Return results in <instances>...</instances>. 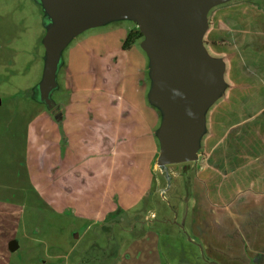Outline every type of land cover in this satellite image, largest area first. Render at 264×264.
Masks as SVG:
<instances>
[{
	"label": "rangeland",
	"instance_id": "rangeland-1",
	"mask_svg": "<svg viewBox=\"0 0 264 264\" xmlns=\"http://www.w3.org/2000/svg\"><path fill=\"white\" fill-rule=\"evenodd\" d=\"M251 1L260 15L253 48L262 53L264 0ZM50 23L42 0H0V264H197L198 260L202 264L201 245L192 241L187 226V192L197 171L193 162L158 166L151 187L154 199L141 203L137 197L143 192L141 182L147 168L129 166L126 171L131 179L126 181L116 167L112 188L117 192L112 208L124 203L123 210L134 214L131 223L120 220L116 213V221L107 226L95 222L83 230L86 218L63 212L43 198L38 187L46 175L57 174L53 165L60 147L55 143L58 135L51 142L42 136L41 128L48 126V121L41 113L51 109L48 99H55L57 106L62 104V83L67 84L68 93L77 86L112 88L117 93L125 88L123 95L136 96L137 92L145 99L150 84L148 70L142 69H138L136 88L129 84L126 75L133 63L148 68V56L141 39L126 51L122 49L128 32L140 27L134 19L119 18L85 28L72 37L56 59L58 87L43 89L49 65L44 36ZM207 51L212 53L209 48ZM257 62L264 63L262 54ZM146 106L148 116L153 112L159 118L156 107L148 102ZM211 108L206 110L205 120ZM69 140L67 137V146ZM199 150L197 156L202 158ZM87 158L81 164L84 169ZM98 187L88 184L82 189L87 197L77 201L83 206L96 204ZM145 207L153 208L158 216L154 222L151 219L152 225L143 227L148 221ZM12 240L18 244L14 250L10 248Z\"/></svg>",
	"mask_w": 264,
	"mask_h": 264
},
{
	"label": "crops",
	"instance_id": "crops-1",
	"mask_svg": "<svg viewBox=\"0 0 264 264\" xmlns=\"http://www.w3.org/2000/svg\"><path fill=\"white\" fill-rule=\"evenodd\" d=\"M249 6L251 0H226L207 12L203 41L212 52L208 54L223 61L226 86L209 106L199 150L203 157L187 161L197 170L187 192V229L193 234L189 236L192 241L201 245L202 264H264V63L257 62L264 51L253 48L260 15ZM142 67V63H133L130 68L126 77L131 86L138 80V69L148 70L149 75V67ZM149 80L146 99L136 91V96L123 95L125 88L117 93L112 88L77 86L68 93L63 82L62 104L51 100V109L41 113L48 121L41 128L42 136L51 142L58 135L55 143L60 149L53 165L57 174L46 175L38 189L52 206L86 218L83 230L95 222L107 226L116 221V213L131 223L134 214L123 210L124 203L112 208L116 167L129 181L126 169L144 165L147 171L138 202L154 199L151 187L160 152L156 132L162 114L149 101ZM218 99L222 100L213 108ZM146 100L157 108L159 118L153 112L148 116ZM86 156L84 169L81 164ZM88 184L95 189L99 186L97 203L83 206L77 200L87 197L82 189ZM145 208L148 221L143 227L152 225L151 219L154 222L158 216L153 208Z\"/></svg>",
	"mask_w": 264,
	"mask_h": 264
},
{
	"label": "water",
	"instance_id": "water-1",
	"mask_svg": "<svg viewBox=\"0 0 264 264\" xmlns=\"http://www.w3.org/2000/svg\"><path fill=\"white\" fill-rule=\"evenodd\" d=\"M42 1L51 18L44 36L49 65L43 89L56 86V59L72 37L112 19H134L145 35L141 46L149 58L148 98L162 114L156 132L157 165L195 160L205 132V112L226 86L223 61L210 56L203 42L207 12L226 0ZM17 245L12 240L11 250Z\"/></svg>",
	"mask_w": 264,
	"mask_h": 264
},
{
	"label": "trees",
	"instance_id": "trees-1",
	"mask_svg": "<svg viewBox=\"0 0 264 264\" xmlns=\"http://www.w3.org/2000/svg\"><path fill=\"white\" fill-rule=\"evenodd\" d=\"M143 36V33L139 30V29H136V30H130L127 34V36L125 37V39L123 40V43H122V48L123 49H127L129 48L136 39L138 38H142ZM204 42V41H203ZM205 45V44H204ZM201 145V144H200Z\"/></svg>",
	"mask_w": 264,
	"mask_h": 264
},
{
	"label": "flooded vegetation",
	"instance_id": "flooded-vegetation-1",
	"mask_svg": "<svg viewBox=\"0 0 264 264\" xmlns=\"http://www.w3.org/2000/svg\"><path fill=\"white\" fill-rule=\"evenodd\" d=\"M136 29H137V28H136ZM136 29H134V30H136ZM138 39H141V40H142V38H138ZM136 40H137V39H136ZM141 40H140V41H141ZM134 42H135V41H134ZM130 47H131V46H130ZM130 47H129V48H130ZM129 48H127V49H129ZM122 49H123V48H122Z\"/></svg>",
	"mask_w": 264,
	"mask_h": 264
}]
</instances>
